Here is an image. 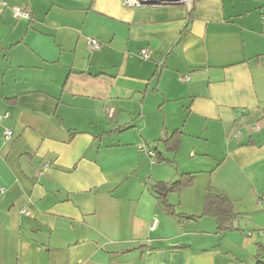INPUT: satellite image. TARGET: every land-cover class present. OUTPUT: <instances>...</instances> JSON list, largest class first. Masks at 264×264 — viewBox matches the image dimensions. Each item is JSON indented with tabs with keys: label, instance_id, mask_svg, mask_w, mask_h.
<instances>
[{
	"label": "crops",
	"instance_id": "crops-1",
	"mask_svg": "<svg viewBox=\"0 0 264 264\" xmlns=\"http://www.w3.org/2000/svg\"><path fill=\"white\" fill-rule=\"evenodd\" d=\"M0 117V264L264 259V0H0Z\"/></svg>",
	"mask_w": 264,
	"mask_h": 264
},
{
	"label": "trees",
	"instance_id": "trees-1",
	"mask_svg": "<svg viewBox=\"0 0 264 264\" xmlns=\"http://www.w3.org/2000/svg\"><path fill=\"white\" fill-rule=\"evenodd\" d=\"M185 181L179 180L173 184L158 182L154 186L156 193L162 196L167 193L181 190L185 186ZM205 215L212 216L216 219L220 231L233 229L232 222L235 218L232 201L221 192L210 188L206 195ZM256 264H264V259H259Z\"/></svg>",
	"mask_w": 264,
	"mask_h": 264
},
{
	"label": "built area",
	"instance_id": "built-area-1",
	"mask_svg": "<svg viewBox=\"0 0 264 264\" xmlns=\"http://www.w3.org/2000/svg\"><path fill=\"white\" fill-rule=\"evenodd\" d=\"M127 2H130V3H132V2H134V0H127ZM14 16L16 17V18H25V19H29L30 18V12L28 11V10H26V9H22V8H19V7H15L14 8ZM88 46H89V48L91 49V50H96V49H100V47H101V43L97 40V39H89L88 40ZM142 54H143V57L145 58V59H148L149 58V55H148V51L147 50H144L143 52H142ZM110 111V113H111V110H109ZM0 121H1V117H0ZM12 135H13V133L12 132H7V136L9 137V138H11L12 137ZM141 148V150H144V152L146 153V154H149L151 157H154L155 156V153L154 152H149V150H147V149H145V148H143V146H141L140 147ZM2 193V188H0V194ZM26 214H27V211H24Z\"/></svg>",
	"mask_w": 264,
	"mask_h": 264
},
{
	"label": "water",
	"instance_id": "water-1",
	"mask_svg": "<svg viewBox=\"0 0 264 264\" xmlns=\"http://www.w3.org/2000/svg\"><path fill=\"white\" fill-rule=\"evenodd\" d=\"M140 4L168 6V5H180L182 0H140ZM193 1V0H192Z\"/></svg>",
	"mask_w": 264,
	"mask_h": 264
},
{
	"label": "rangeland",
	"instance_id": "rangeland-1",
	"mask_svg": "<svg viewBox=\"0 0 264 264\" xmlns=\"http://www.w3.org/2000/svg\"><path fill=\"white\" fill-rule=\"evenodd\" d=\"M134 2H136V3H140L141 1H140V0H134ZM182 2H183V3L180 4V5H190L191 2H192V0H190V1H188V0H183Z\"/></svg>",
	"mask_w": 264,
	"mask_h": 264
},
{
	"label": "bare ground",
	"instance_id": "bare-ground-1",
	"mask_svg": "<svg viewBox=\"0 0 264 264\" xmlns=\"http://www.w3.org/2000/svg\"><path fill=\"white\" fill-rule=\"evenodd\" d=\"M183 1V0H182ZM188 1H190V0H188Z\"/></svg>",
	"mask_w": 264,
	"mask_h": 264
}]
</instances>
